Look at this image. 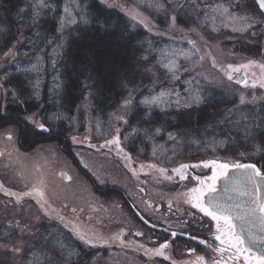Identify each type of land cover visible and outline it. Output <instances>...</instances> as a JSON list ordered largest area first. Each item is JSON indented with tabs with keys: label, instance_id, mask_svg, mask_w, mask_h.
Here are the masks:
<instances>
[{
	"label": "rangeland",
	"instance_id": "1",
	"mask_svg": "<svg viewBox=\"0 0 264 264\" xmlns=\"http://www.w3.org/2000/svg\"><path fill=\"white\" fill-rule=\"evenodd\" d=\"M28 1L36 9L34 15L54 8L47 0ZM100 1L120 8L136 27L147 31L143 52L149 74L125 93L106 116L97 112L88 94L73 111L63 100L58 59L70 30L87 19L88 10L81 0H64L54 35L44 36L43 41L39 33L32 31L26 42L22 36L0 55V264H146L141 253L147 251L144 245L149 244V237L130 236L133 228L127 227L141 230V226L127 212V202L118 188L126 187L139 204L147 205V198L138 194L134 182L143 178L136 175L132 182L121 164L122 160L128 162L125 149L138 144V153L148 151L150 156L146 166L139 169L134 164L130 170L151 171V175L165 178L184 172L174 171L190 162L181 160V155H193L191 159L195 160L194 154L206 153L207 142L224 145V153L229 145L240 154L242 149L234 141L247 138L256 129L264 132V111L257 106L261 99L255 93L259 88H243L227 75L235 72L229 65L233 68L247 65L258 75L264 69L260 66L264 50L258 55L239 48V38L258 35L257 20L239 12L245 11L241 0ZM25 11L23 8L20 14L27 22ZM197 11L202 15H195ZM140 20L148 27L141 25ZM260 44L264 47V42ZM171 63L176 66L173 70L166 67ZM12 74L24 84L7 85ZM22 86L39 107L20 114L19 118L13 115L18 123L2 127L1 117L8 118L12 112L8 105H20L18 99L22 98L18 91ZM161 93H164L162 103H144ZM210 95L234 97L235 103L224 111L230 113L225 118L226 126L242 137L214 138L219 134L215 127L210 132L213 136L187 128L177 131L163 123L149 129L135 120L139 105L146 114L158 113L172 119L171 112L190 110ZM43 97L47 103L42 101ZM254 117L258 119L253 123ZM24 122L33 132L32 146L25 153L17 143L19 125L22 128ZM39 124L49 131H42L37 127ZM6 134L12 142L6 139ZM36 138L60 142H32ZM215 148L216 144L212 151ZM225 158L231 164L239 161ZM62 172H67L70 178L65 180ZM171 183L157 182L159 189H153L156 196L150 195V199L159 202L173 199L175 206H180L183 197L178 194V186L177 193L170 196L161 191L165 185L170 188ZM121 230L125 232L123 240ZM87 240L99 247L93 249ZM82 249L91 254L89 259H83Z\"/></svg>",
	"mask_w": 264,
	"mask_h": 264
},
{
	"label": "trees",
	"instance_id": "2",
	"mask_svg": "<svg viewBox=\"0 0 264 264\" xmlns=\"http://www.w3.org/2000/svg\"><path fill=\"white\" fill-rule=\"evenodd\" d=\"M47 1L50 6L54 5V8L48 11L41 10V13L34 15L36 9L28 0H0V55L18 43L22 36L25 37L26 42L27 35L32 31L39 33V38L43 41H45L44 36L56 33L64 0ZM81 3L86 5L88 10L87 19L70 30L58 59L59 75L63 84V100L65 106L73 111L88 94L93 99L97 112L106 116L115 109L125 93L136 88L137 82L149 74L143 52V39L147 31L142 27H136L127 14L118 7L110 6L100 0H81ZM23 8L26 10L27 22L21 18L20 13ZM10 76L7 85L14 87L16 82L24 84L21 78L14 74ZM18 92L22 98L18 99L20 105L10 106V103L7 109H11V113L19 118L20 114L33 112L39 106L37 107L38 104L30 100V95L23 86ZM42 101L47 103L44 97ZM38 102L40 105V101ZM233 103H235L234 97L222 98L218 95H210L198 106L190 107V110L171 112L172 119L163 114L162 117L158 113L146 114L139 105V109L135 112V120L147 125L149 129L163 123L177 131L187 128L188 131H196L194 133L197 134L213 136L210 132L211 128L215 127V131H219V134L214 138L242 137L226 126L228 121L225 118L229 117L230 113L224 111L231 108ZM257 106L264 111V101L261 100ZM257 119L258 117H254L253 123ZM23 124L25 125L22 128L20 126L19 138L30 141L32 129L27 123ZM39 139L41 138L35 140ZM234 142H238L242 149L240 154L237 153L240 163L252 162V156H257L264 169V132L261 129L252 131V135L249 132L247 138ZM29 143L19 142V145L30 149L32 144ZM228 147L227 153L236 152L234 148H230L229 145ZM82 253L84 260L91 257L86 250Z\"/></svg>",
	"mask_w": 264,
	"mask_h": 264
},
{
	"label": "flooded vegetation",
	"instance_id": "3",
	"mask_svg": "<svg viewBox=\"0 0 264 264\" xmlns=\"http://www.w3.org/2000/svg\"><path fill=\"white\" fill-rule=\"evenodd\" d=\"M240 3L244 5L243 8L245 11L239 12L247 13L250 17H253L257 20L256 28L258 30L256 33L258 32V35L255 33L256 38H251L250 35L247 34L244 37L239 38L241 39L239 40V48H241V50L247 49L253 54L259 55V51L264 50V47H261L260 44L261 42H264V13L260 9L256 0H241ZM201 13L202 12L197 11L195 15H202ZM253 64L257 63L254 61ZM241 69H243L246 74L247 84L242 83L240 85L243 87L248 85L249 87L252 86L254 88H259V90L255 91V93L257 94L258 98L264 101V87H261V83H264V69H262L263 73L259 75L253 71L252 68L242 67L240 70ZM251 81H254L255 84L253 85V83H250ZM13 115L14 114L11 113L8 118H6L7 115L1 117L2 127L18 123L17 119ZM19 135L20 125L19 133L17 135V143L31 142L26 141L25 139L21 140ZM5 137L10 142H12L9 139V134H6ZM32 142H60V140L39 139ZM215 144L217 145V148L212 151V147ZM132 146L133 148L130 147L129 150L125 149V152L129 155V157L126 158L128 162L122 160L121 164L125 171L128 172L132 182L136 175H141L143 178V180L140 179L139 183H136V180H134V182L138 194L147 198V205L142 206L139 204L127 191L126 187L118 186V188H120L121 195H123L127 202V212L133 218L130 215L129 216L137 221L138 225L141 226V230H138L136 227H127L128 230L133 228L129 231L130 236L137 237V235L140 234L141 238L149 237V244L144 245V247L147 248V251L141 253L145 263L213 264L214 261H219L220 264H248V262L244 260L243 255L239 256L238 259H230V257L234 255V252L225 251L221 253L216 251L217 248L223 247L220 244V241L216 240L215 238L216 235L219 234L216 229V222L213 221L211 217H208L204 213L200 212L199 209L193 208L191 203L187 202L188 196L186 195L189 192V189L199 186L200 182L196 179V177L205 178L210 177L213 174L214 168L211 166V164H209L208 167H205V163L213 161L212 159H219L221 162L223 161L231 164L229 159L225 158V156L228 158L232 157V160H239L238 154L236 152H233L232 154L224 153V145H219L217 142H207L204 145L206 148V153L200 155L194 154L196 157L195 160L191 159L193 155H181V160L189 159L190 162L184 163V165H188L189 167H179V170L185 171L179 172L177 175H174L171 177V179H169V176L167 175H165V178L162 176H157L153 173L151 175V171H143L139 173L140 167L146 166L149 162V152L147 151L144 154H140L138 153L139 145L136 144ZM18 147L23 153L26 152L24 146L19 145ZM0 156H2V150H0ZM252 157V162L246 163L255 164L257 168H259L261 172L264 173V169L261 167L258 157ZM156 159H159V157H156ZM239 162L240 161H238V163ZM151 163L155 162L152 161ZM134 164L139 167V169L136 171L130 170V166L133 167ZM133 169L137 168L135 167ZM63 173L64 172H62V174ZM182 175L185 177L184 179H181ZM155 178H161V180H157V182L163 180L165 183L172 182L170 188L168 185H165L167 186V189L165 188L161 190L166 195L170 196L173 193H177L175 187L178 186V189H180L178 194L179 196L183 197V203L180 206H175L173 199H168L166 202H159L154 198V200L150 199V195L152 197L156 196V194L153 192V189H159ZM220 181L217 184V190L220 185ZM211 197H213V193L208 197L209 200H211ZM182 211L184 212L182 213ZM173 233H175V235H173ZM124 237L125 232L121 230L120 240H123ZM192 237H196V239H193ZM202 241H206L207 243H202ZM164 244H167V247L161 248V245ZM91 246L93 248L99 247L93 245ZM148 251L150 252L148 253ZM248 254L252 256L258 255V253L253 250ZM201 257H203V261L199 259Z\"/></svg>",
	"mask_w": 264,
	"mask_h": 264
},
{
	"label": "snow or ice",
	"instance_id": "4",
	"mask_svg": "<svg viewBox=\"0 0 264 264\" xmlns=\"http://www.w3.org/2000/svg\"><path fill=\"white\" fill-rule=\"evenodd\" d=\"M43 2V0H41ZM260 6L264 7V0H259ZM227 11V10H225ZM135 18V17H133ZM173 22L175 21V17H172ZM139 23L143 25L145 28L148 27V24L144 22V20H140ZM250 27V25H248ZM244 28L236 29L234 31H244ZM251 63V62H250ZM169 67V70H173L176 66L174 63L166 65ZM235 72H239L240 68L247 67V65H242L236 68H233L232 65L228 66ZM264 67V65H262ZM228 79L231 80L232 74L231 72L227 74ZM238 83H245L247 84V80H239ZM255 82H253V85ZM261 87H264V83H261ZM164 93H161L159 96L152 97L151 99H145L144 103L146 104H158L162 103V97ZM197 102H199V98L197 97ZM244 102V98L241 97V103ZM125 103H130L129 101H125ZM30 119V118H29ZM35 123V121H33ZM42 131H49L45 127L44 124L37 125ZM159 131V129L157 130ZM171 138V134H169ZM118 143V140L115 141ZM109 143H112L111 141ZM209 164L216 171L210 177H196V179L200 182L199 186L189 189V192L186 194L188 196V201L191 203L193 208L199 209L200 212L204 213L206 216L211 217L213 221L216 222V229L219 233L216 235V240L220 241V244L223 247L217 248L216 251L218 252H225V251H232L234 255L230 257V259H238L239 256L243 255L244 260L248 262V264H264V249L259 251V254L256 256L249 255L252 249L248 245V241L245 239L244 232L247 230L249 237L253 244L257 242H264V199H255V190L257 188L264 187V173L261 172L259 168L255 164H228V163H219L217 161H210L205 163V167H208ZM182 168L189 167L188 165H182ZM231 168L236 169H244V175L238 179L233 181L234 188L232 189L233 192L237 194L238 197H253L251 206H245V203H241L238 200L234 203H223L217 201L215 197L209 200V196L212 193L217 192V184L221 179H228L229 177V170ZM164 171V170H161ZM174 171L179 172V169H175ZM185 177L182 175L181 179ZM171 179V177H169ZM252 191H249V189ZM230 199H232L230 197ZM257 210L261 215L257 216ZM259 220L261 232L257 234L253 231V226L255 224V220ZM235 220L241 221L240 231L237 232V225L234 222ZM175 235V233H173ZM196 239V237H192ZM81 239H84L81 236ZM87 243L91 244V240H87ZM202 243H207L206 241H202ZM167 247V244L161 245V248ZM162 254V253H160ZM203 261V257L199 258ZM213 264H220L219 261H214Z\"/></svg>",
	"mask_w": 264,
	"mask_h": 264
},
{
	"label": "water",
	"instance_id": "5",
	"mask_svg": "<svg viewBox=\"0 0 264 264\" xmlns=\"http://www.w3.org/2000/svg\"><path fill=\"white\" fill-rule=\"evenodd\" d=\"M259 2V0H258ZM260 4V2H259ZM262 9L264 10V7H262ZM237 76L233 77L234 81H239V80H245V73L244 72H240V73H236ZM245 173L244 169H231L229 171V177L228 179H222L220 181V185L218 187L217 192L213 193V197H215V199L217 201L223 202V203H234L237 200L241 203H245V206H251L252 204V200L253 197L251 196H247V197H238L237 194L235 192H233V188H234V183L233 181L240 179ZM64 179H68L69 175L67 173H63L62 174ZM262 184H264V182H262ZM249 191H252V189L250 188ZM211 197V199L213 198ZM230 197L232 199H230ZM255 199H264V187L261 188H257L255 190ZM261 215L259 213V211L257 210V216ZM255 220V224L253 226V231L257 234H260L261 232V227H260V223L259 220H256V218H253ZM237 225V229L236 231L239 232L240 231V227H241V221L239 220H235L234 221ZM244 236L245 239L248 241V245L246 246H250L252 250L256 251L259 254V251L261 249H264V242H257L255 244L252 243L251 238L248 235L247 230H245L244 232Z\"/></svg>",
	"mask_w": 264,
	"mask_h": 264
}]
</instances>
